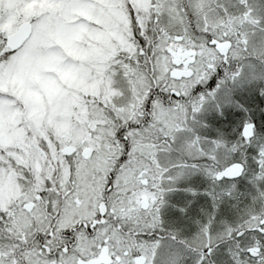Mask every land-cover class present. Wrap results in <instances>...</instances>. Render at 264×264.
I'll use <instances>...</instances> for the list:
<instances>
[{"label":"snow or ice","instance_id":"snow-or-ice-1","mask_svg":"<svg viewBox=\"0 0 264 264\" xmlns=\"http://www.w3.org/2000/svg\"><path fill=\"white\" fill-rule=\"evenodd\" d=\"M0 264H264V0H0Z\"/></svg>","mask_w":264,"mask_h":264}]
</instances>
